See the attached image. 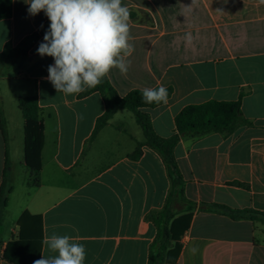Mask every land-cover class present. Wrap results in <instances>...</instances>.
Masks as SVG:
<instances>
[{"label":"crops","instance_id":"crops-1","mask_svg":"<svg viewBox=\"0 0 264 264\" xmlns=\"http://www.w3.org/2000/svg\"><path fill=\"white\" fill-rule=\"evenodd\" d=\"M12 0L0 19V54L18 47L49 20ZM131 14L135 51L126 75L108 78L121 97L146 87L172 89L167 104L142 109L155 133L170 138L176 117L191 105L241 100L251 126L185 137L173 154L182 177L126 109L95 133L105 114L101 93L64 96L45 79L52 57L37 53L43 36L13 65L0 59V264L48 256L44 240L68 234L87 250L85 264H264V219H234L218 206L247 216L264 214V4L259 0H123ZM190 33L193 42L184 40ZM37 96L43 125L39 184L30 183L25 119L19 100ZM83 117L81 119L80 117ZM142 144L141 155L132 157ZM241 184V185H237ZM204 207H208L207 209ZM161 227L172 239L159 245ZM75 229V230H74ZM198 249L195 254L190 250Z\"/></svg>","mask_w":264,"mask_h":264},{"label":"clouds","instance_id":"clouds-1","mask_svg":"<svg viewBox=\"0 0 264 264\" xmlns=\"http://www.w3.org/2000/svg\"><path fill=\"white\" fill-rule=\"evenodd\" d=\"M31 16L44 12L50 21L37 53L52 57L47 79L58 93L76 96L96 88L117 69L126 75L129 59L135 51L131 34L130 10L123 0H27ZM199 0L184 6V14L193 13ZM264 4V0H259ZM184 40L193 42L190 33ZM146 104H167L168 90L164 85L142 89ZM83 119V117H80ZM75 230V229H74ZM51 255L33 264H85L87 250L76 237L53 232L44 240ZM195 247L190 251L195 254Z\"/></svg>","mask_w":264,"mask_h":264},{"label":"trees","instance_id":"trees-1","mask_svg":"<svg viewBox=\"0 0 264 264\" xmlns=\"http://www.w3.org/2000/svg\"><path fill=\"white\" fill-rule=\"evenodd\" d=\"M12 13V0H0V19L8 18ZM50 21H48L37 33L33 34L18 47L8 45L4 52L0 54V59L5 60L10 65H13L19 57L27 55L28 51L34 46L41 36L49 28ZM168 90V98L172 94V89ZM99 92L106 103L105 114L98 120L95 133L99 132L105 127L109 121L114 117L117 111L126 109L131 111L137 120V123L144 131L146 138V145L156 149L164 157L165 162L172 171V178L174 186L180 185L182 177L176 159L173 154L174 147L182 138L194 137L208 134L211 132L227 133L234 132L239 126H251L252 123L246 120L241 111V100L237 102H207L201 105H191L184 108L176 117V133L170 138H162L158 136L154 129L150 116L144 113L142 109L154 108L161 104H146L142 101V91H132L125 97H121L115 88L112 86L108 76L96 88L89 89L81 94V97L88 96L92 93ZM19 108L22 111L25 119V135H26V160L31 169L30 183L32 185L39 184V176L41 172L40 152L43 146V125L40 117V107L37 96L25 97L19 100ZM1 127L6 138V120L2 113ZM142 144L138 145L137 150L132 157L137 158L141 155ZM10 168V161L7 157L5 168L4 187L0 194V208L6 206L5 199V185L6 173ZM241 185V184H237ZM208 208V207H204ZM218 208L227 211L234 219L251 218L258 221L264 219L263 213H256L248 211V215L244 216L238 212L231 211L227 207L218 206ZM1 224V219H0ZM160 241L169 243L172 239L171 231L166 227L160 229ZM157 242V244L159 243ZM164 248L161 253L151 255L150 264H163L165 262ZM4 259L11 264H33V262L20 263L10 255H4Z\"/></svg>","mask_w":264,"mask_h":264},{"label":"rangeland","instance_id":"rangeland-1","mask_svg":"<svg viewBox=\"0 0 264 264\" xmlns=\"http://www.w3.org/2000/svg\"><path fill=\"white\" fill-rule=\"evenodd\" d=\"M159 245H165V246H167V243L165 241H161V242H159Z\"/></svg>","mask_w":264,"mask_h":264}]
</instances>
